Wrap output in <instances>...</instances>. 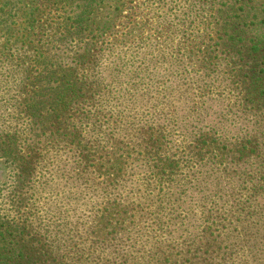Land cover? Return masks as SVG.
<instances>
[{"label": "rangeland", "instance_id": "rangeland-1", "mask_svg": "<svg viewBox=\"0 0 264 264\" xmlns=\"http://www.w3.org/2000/svg\"><path fill=\"white\" fill-rule=\"evenodd\" d=\"M220 1L0 0V254L264 264V89L223 61Z\"/></svg>", "mask_w": 264, "mask_h": 264}, {"label": "trees", "instance_id": "trees-1", "mask_svg": "<svg viewBox=\"0 0 264 264\" xmlns=\"http://www.w3.org/2000/svg\"><path fill=\"white\" fill-rule=\"evenodd\" d=\"M240 4L244 6V10L240 15L234 18L230 15L229 7ZM226 8V16L223 12L218 10V7ZM255 7V3L251 5L248 0H223L217 5H211L213 11H209L208 20H213V25L217 28L222 40L219 44L220 51H222L223 61L228 65L235 67V72L241 75L243 85L245 86L246 98H259V95L264 94L259 90L264 89V32L260 31L256 26L248 25L251 20L253 24H258L254 16L257 15V8L255 13L251 16L250 13ZM218 10V11H217ZM208 29L209 26H208ZM25 228H23L24 232ZM24 234V233H23ZM22 243L24 236L21 237ZM18 253H2L0 254V264H45L40 261L41 255L28 251L24 253L25 247H19ZM49 259V258H47ZM13 260L14 262H12Z\"/></svg>", "mask_w": 264, "mask_h": 264}]
</instances>
